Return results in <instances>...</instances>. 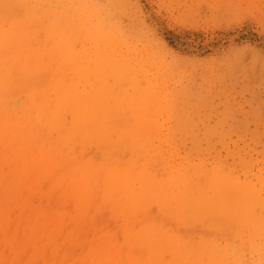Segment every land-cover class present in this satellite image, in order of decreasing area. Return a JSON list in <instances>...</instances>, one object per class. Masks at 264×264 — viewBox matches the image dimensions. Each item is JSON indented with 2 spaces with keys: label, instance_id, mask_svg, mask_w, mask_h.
Segmentation results:
<instances>
[{
  "label": "rangeland",
  "instance_id": "obj_1",
  "mask_svg": "<svg viewBox=\"0 0 264 264\" xmlns=\"http://www.w3.org/2000/svg\"><path fill=\"white\" fill-rule=\"evenodd\" d=\"M72 31H77V36ZM11 38L16 41L14 47L5 41ZM111 49L114 59L108 56ZM10 52L45 77L58 68L66 91L63 100L71 98L78 104L82 120L96 122L94 135L102 131L111 137L120 133L135 139L136 148L124 150L121 167H117L126 176L123 200L139 204L135 200L141 198L139 185L150 177L168 184V189H157V203L176 193L187 200L178 203L177 196L181 210L172 204L170 215L169 210L151 202L128 210L115 203L89 204L84 213L95 219L78 224L73 205L51 187L46 172L15 179L19 167L7 154L18 151L12 156L21 159L28 158V151L21 155L17 150L20 139L13 134L15 140L6 138L0 145L6 152L0 157V264H28L33 253L25 252V242L28 245L31 237L52 235L31 212L51 216V221L58 219L59 213L71 220L75 233L66 239L70 248L61 249L58 256L71 249L74 261L81 259L80 245L89 242L96 231L103 230L106 236L102 242L112 252L128 248L125 234L132 228L133 217L144 210L151 217L157 214V225L161 223L163 230L187 233L190 264H264V0H0V54ZM73 68L76 73L70 74ZM34 99L24 87L7 96L9 108L25 119L36 117ZM125 101L130 106L124 105ZM108 120L125 125L109 131ZM142 137L148 142L144 144L146 154L137 150ZM39 144L37 141L35 146ZM84 150L91 152L88 158L96 155L99 158L95 160L101 161L98 149ZM168 164L177 165L180 172L171 173ZM33 179L36 182L30 181ZM28 186L30 190H26ZM97 206L102 209L95 214ZM127 216L130 222L124 221ZM35 248L40 247L35 244ZM46 248L44 244L40 249L46 252Z\"/></svg>",
  "mask_w": 264,
  "mask_h": 264
},
{
  "label": "bare ground",
  "instance_id": "obj_2",
  "mask_svg": "<svg viewBox=\"0 0 264 264\" xmlns=\"http://www.w3.org/2000/svg\"><path fill=\"white\" fill-rule=\"evenodd\" d=\"M96 7H98V6H96ZM28 12H29V10H28ZM42 15H44V14H42ZM107 15H109V14H107ZM108 18H110V17H108ZM105 19H106V17H105ZM43 21H45V20H43ZM103 23H105V22H103ZM72 32H73L74 36H77V34H78L77 31H72ZM27 35L30 36L32 34L27 33ZM5 41L8 44H10L12 47H14V45L16 44V41L13 40V38H11L10 40L5 39ZM24 43H25V41H24ZM139 44H140V41H139ZM100 48H102V47L100 46ZM114 53L115 52L111 49L108 52V56H111L114 59L115 58ZM143 59H145V58H143ZM148 59H149V57H148ZM98 61H100V60H98ZM98 61H97L96 65H98ZM23 62H24L23 58L19 59V58L15 57L11 52L7 53V54H0V145H1V143H3V141L6 140V138L14 139L15 137L13 134H15L17 136V138L20 139L19 140L20 145L18 146L17 150L18 149L20 150L21 155L23 154V152L26 153V151H28V158H21L20 159L19 156H16V155H15L16 157L13 158V156H14L13 154L18 152L15 150H12L11 153L7 154V156H8L7 158L9 159V161L12 162V160H13L12 163L17 164V166L19 167V170H18L19 172L17 175H15V179L18 180V177H21V175H24V176L26 175L27 178H29L30 175H34V178H35L37 176L36 172H38V171L46 172L48 174L46 176L49 179V181L51 182V187L58 189L59 192L61 191L62 194L65 196V199H67L68 202L70 201V203L73 205L75 211L77 212L76 220L78 221V224H80L81 222H85L86 220L92 221L93 219H95L94 218L95 216H92V215L88 216L84 213L85 207L89 204H93V205L94 204H97V205L111 204L112 205L113 203H115V205L117 207H121L124 210H126V209L128 210V209H134V206H136V205H139L141 208L144 205H146V203L151 202V203L155 204L154 207H156V208L158 207L157 206V204H158V205L164 207L165 211L169 210L168 211L169 215L172 214V212H171V210H172L171 205L172 204H174L178 209H180L181 206L178 203L185 202L187 200L186 197L183 196L184 194H182V193H176L175 197L172 195H170V196L167 195L165 198V196H164L165 199H162V200L160 199V195H159L158 197H159L160 201L157 203V189H159V190L168 189V186H167L168 184L166 185L165 184L166 182L164 184L162 182L161 183L157 182L156 181L157 179L155 177L146 178L142 181L141 185H139L141 198L135 199L136 203H139V204H133L132 200L131 201L123 200L122 194L124 191H121V188L125 186L126 176L123 173H119L117 170V167H121L122 156H124V154H125V153H123V151L124 150L132 151L134 148H136L135 147V142H136L135 139L132 137H129V136L120 135V133H117V134H115V136L111 137L109 132H108V134H109L108 135L107 133H104L101 130H99V131H101L100 133H103V134H99V135L95 134L94 135L93 134V126L97 125L96 122L93 124V121H92V124H90L87 121L82 120V118H80L81 116H78V104L75 103V101H71V98H70V100H67V101L63 100L62 93L66 92V91L62 88L61 73L59 72L58 68L55 69L54 71H52L51 76L48 78V77H45L46 76L45 73L37 72L36 70L32 69V66L23 65ZM152 64H154V63H152ZM152 64H151V66H152ZM155 67H157V66L155 65ZM22 68L27 69V73L24 72L22 70ZM96 68H98V67L96 66ZM85 69H86V67H85ZM98 70H100V69H98ZM109 70H107V71H109ZM138 70L139 69H137L136 71H138ZM73 71L74 72H72L70 74L76 73L74 68H73ZM107 71L105 70V72H104V70H103L102 72L106 73ZM136 71H132V72L135 73ZM97 72L94 74H97ZM116 72H118V71H116ZM145 72H147V71H145ZM145 72L143 71V73H145ZM100 73H101V70H100ZM118 73H120V72H118ZM125 73H127V72H125ZM134 73L132 74L133 76H134ZM79 74H81V73H79ZM79 74H78V76H79ZM120 74L122 75V73H120ZM88 80L92 81L91 79H88ZM74 81H76V79ZM120 82L124 83L123 86L126 85L125 81L123 82L121 80ZM96 83H98V82H96ZM112 83L114 84V82H112ZM75 85H78V84H75ZM79 85H82V84L80 83ZM114 85H112V86H114ZM116 85H118V84H116ZM116 85L114 86L115 90L118 89V86H116ZM36 86H38V87H36ZM22 87L25 88V92L27 95H29L31 98H33V97L35 98L34 100L31 101L33 103V104L32 103L31 104L35 110L36 117L30 116L29 119H25L23 117V114L16 115L8 106L7 96L9 94L15 93V91H22ZM110 87H111V85H110ZM108 88H109V86H108ZM108 88H107V91H110V90H108ZM122 88H123V90H125L124 87H122ZM72 89H73V87H72ZM86 89H88V88H86ZM98 91L99 90H97V92ZM100 91L98 93H100ZM107 91H105V93ZM82 92H84V91H82ZM112 92H114V91H112ZM112 92H111V94H112ZM117 93H120V92H117ZM136 93H137V91H136ZM177 93H179V95H180L182 93V91L177 92ZM138 94H141V93H138ZM109 95H110V93H109ZM117 96H118V94H117ZM133 96H134V94H133ZM170 96H168V97H170ZM182 96H181V98H182ZM119 97H121V96H119ZM122 97H124V96L122 95ZM127 97H128V95H127ZM134 99L136 100V98H134ZM178 99H179V97H178ZM125 100H127V98ZM139 100H141V99H139ZM179 100H182V99H179ZM162 102H164V101H162ZM123 103H124V105L130 106L129 102H127V101H125ZM140 103H142V102H140ZM113 104L115 105L114 101H113ZM95 106H96V104L94 103L93 107H95ZM142 106H143V104H142ZM164 106H165V104H164ZM180 107H182V106H180ZM183 107L185 108L186 106H183ZM184 108L182 111H184ZM124 109H125V107H124ZM129 109H130V107H129ZM182 111H180V112H182ZM103 112H104V110L102 111V113ZM98 116H100V115L98 114ZM141 123H143V122H141ZM124 125H125V123H123V122L120 123V122H110L109 121L107 126H108V130H109V128L123 127ZM43 128H46L49 132L43 133ZM162 129L164 130V128H162ZM117 130H119V129H117ZM99 131H98V133H99ZM133 132H134V130H133ZM168 132H170V131L168 130ZM134 133H136V132H134ZM159 134H161V133H159ZM162 134H164V131L162 132ZM112 135H113V132H112ZM23 138H25V139L23 140ZM142 139L143 140L141 142H140V140H139V142H137L138 146H140V147H137L138 148L137 150L139 153L141 152L143 154H146L147 151H144V148H145L144 144L148 143V142H146L147 140H145L143 137H142ZM16 141H17V139H16ZM37 141H40V144L35 146ZM3 145H4V143H3ZM84 147L92 148V149H96V150L98 149V151L96 153L100 154V160L101 161L95 160L96 155L88 158L87 156L91 152L88 153V151H85ZM3 148H5V146L0 147V157L6 156L5 155L6 152L3 150ZM157 153H159L158 148H157ZM92 155H93V152H92ZM97 158H99V157L97 156ZM132 160L135 161L136 157L133 156ZM129 163L134 164V162H132V161ZM8 164L10 166L11 163H8ZM134 165L136 166V163ZM166 166L169 169L173 170V171H171V173H177L178 174V172H180L177 165H169L168 164ZM152 174H150V175H152ZM24 176H22V177H24ZM149 176H147V177H149ZM155 176H156V174H155ZM32 178H33V176L30 179H32ZM35 180L36 179L30 180V181H35ZM158 180H160V179H158ZM213 180H212V182H213ZM168 183H169V181H168ZM177 183H178V181H177ZM29 184H30V182H29ZM129 186H132V185H129ZM33 187H34V185H33ZM27 189H29V186L26 188V190ZM179 189H181V188H179ZM51 194L53 195V192ZM56 194H57V192L55 193L54 197L56 196ZM116 195L119 196V199H117V200H115ZM26 196H27V194H26ZM39 196H40V194H39ZM177 196L179 197L177 200L178 203L176 202V199H175ZM57 199H58V197H57ZM57 199H56V201H57ZM48 200H50V199L48 198ZM48 200H47V202L49 204ZM52 200H54V199H52ZM147 200H151V201H147ZM26 202L28 203V200ZM26 202H25V204H26ZM29 203H31V202H29ZM196 203H198V202H196ZM55 204L56 203H54V206H55ZM65 204L63 203V205H65ZM190 204H191V202H190ZM66 206H64V207H66ZM188 206H189V203H186V207H188ZM32 207L33 206H31V208ZM50 207H51V205H49V208ZM59 207H60V203H59ZM55 208H56V206H55ZM60 208H59V210H60ZM99 208L102 209V207H99ZM99 208L97 206L95 211L93 210L95 214L97 213L96 210H98ZM48 209H46V211ZM174 209H175V207H174ZM178 209H176V210H178ZM86 210H87V207H86ZM176 210H175V212H176ZM62 211H65V209H62ZM72 211H73V209H72ZM117 211H119V209H117ZM44 212H45V210H44ZM136 212L140 213L138 211H136ZM32 213H36L34 215L33 219L35 221H38L40 226L45 228V230H47V231L52 230V235L50 233H48L45 236H43L42 239L39 236L31 237V239H28V241L30 240V244H28V245H26L27 242H25V245H24L25 252L26 253L27 252L33 253L32 254V261L29 262L28 264H52V263L53 264H190L192 261V254H191L192 250H191V246H189L190 241L187 238V233L186 232L182 233L177 229H171L168 232L163 230V228H162L163 226L160 222H159L160 224L158 223L159 225H157V214H155L154 216L151 217L147 213V211H145V210L143 211V213L141 212L142 214L140 213V214L135 215L133 217L134 223L132 224V228H131V230H129V232H126V234H125V236H127V238H128V239L126 238L127 241H129V243H130V246L128 248L123 247V248H125V250H124V249H121L122 248L121 247L120 248L121 250H118V251L116 249L112 248V250H116V251L112 252L111 249L109 248L110 246L108 247V245L106 246L105 243L102 242V238L104 239V237L106 236V235L105 236L103 235V233H102L103 230H101L102 232H100V233L96 231L95 233H93L92 238L89 239L90 240L89 242L87 241V243L84 244L83 246L80 245V248L82 250L81 259L79 258V259L74 260V261L70 258V253H71L70 250L71 249H69L70 252L67 251L66 253H64L63 256H61V255L58 256L61 249L63 251L67 250L66 247L68 246V242L66 239L68 238V236H70L71 234L73 235L75 233V228L70 226L73 224V223H71V220L67 217H63V215H61L60 213L57 215L58 219L53 220V221H51V219H52L51 216L44 215L43 213H38L37 211L31 212V215H32ZM163 213H164V211H163ZM129 214H131V213H129ZM25 216L27 217V212H26V214H24L23 218H25ZM165 217H166V214H165ZM21 219H22V217H21ZM191 219H194V218L192 217ZM96 220H98V219H96ZM183 220H184V218H183ZM194 220H196V219H194ZM199 220H200V218H199ZM205 220H207V218ZM124 221L130 222L131 220L127 216V218L124 219ZM158 221H160V220H158ZM92 223L94 224V221ZM171 223L169 222V224H171ZM85 224H87V223H85ZM75 225L76 224H74L73 226H75ZM203 225H204V223H203ZM195 226H196V224H195ZM182 227H183V225H182ZM86 228H87V226H86ZM109 228H111V227L109 226ZM121 228H123V227H121ZM126 228L127 227H125V230H126ZM72 229H74V232H72ZM76 229L78 230L79 226ZM83 230H84V228H83ZM84 231H86V230H84ZM1 232L2 231H0V234H2ZM33 232H34V230H33ZM79 232H81V231L79 230ZM18 234H21V233H18ZM204 235H205V233H204ZM27 236L29 237V235H27ZM82 236L83 235H81V238H82ZM192 237L194 238V236H192ZM122 238H123V236H122ZM194 239H193V241H194ZM11 240L12 239H10V241ZM76 240H80V239L76 238ZM76 240H74V241H76ZM6 241H8V240H6ZM196 241H197V239H196ZM121 242H123V241H121ZM15 243H17V242H15ZM35 244H37V246L40 248L44 244H46L47 251L45 252L44 250H42L40 248H35V250L32 249ZM81 244H83V243H81ZM122 244H124V242ZM119 245L120 244L118 243V246ZM21 246H22V244H21ZM75 246H77V248L79 247L77 245V243L75 244ZM118 246H117V249H118ZM82 248H84V249H82ZM18 249L19 248H16L17 251H18ZM14 252H15V250L12 251L13 254H14ZM12 257H13V255H12ZM77 257H78V255H77ZM201 258H202V256H201ZM7 259L9 260V258H7ZM210 259L212 260L213 258H210ZM196 261H197V259H196ZM199 262H200V260H199ZM18 263H14V264H18ZM209 263H210V261H209ZM203 264H205V263H203Z\"/></svg>",
  "mask_w": 264,
  "mask_h": 264
}]
</instances>
